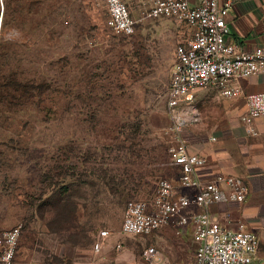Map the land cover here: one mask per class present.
<instances>
[{
  "label": "rangeland",
  "instance_id": "374dc122",
  "mask_svg": "<svg viewBox=\"0 0 264 264\" xmlns=\"http://www.w3.org/2000/svg\"><path fill=\"white\" fill-rule=\"evenodd\" d=\"M125 1L131 36L108 26L105 0L0 6V232L22 226L14 264H66L55 256L75 259L122 225L129 200L176 181L167 95L189 28L151 18L150 0Z\"/></svg>",
  "mask_w": 264,
  "mask_h": 264
},
{
  "label": "built area",
  "instance_id": "2783aa9c",
  "mask_svg": "<svg viewBox=\"0 0 264 264\" xmlns=\"http://www.w3.org/2000/svg\"><path fill=\"white\" fill-rule=\"evenodd\" d=\"M4 0H0V6ZM108 26L119 35L131 36L136 21L125 0H105ZM234 0H150L151 18H172L185 24L189 38L176 47V61L172 69L167 112L171 122L172 141L169 154L179 168L175 181L160 178L154 191L126 204L122 231L128 236L147 235L173 222L194 225L197 242L196 264H264L260 256V239L246 229L243 222L236 228L224 225L211 214L210 207L222 202H244L248 185L240 176H228L221 181H209L200 174L207 160L188 148L185 129L200 120L193 108L194 93L198 88L215 87L224 98L244 96L247 112L242 117L247 132L254 133V120L264 116V90L246 93L237 82L264 72V47L244 50L240 43L229 39L227 16ZM0 14V22H1ZM177 189H188L190 194H178ZM197 206L201 211L191 215L187 208ZM22 234L17 225L0 232V264H14ZM107 229L99 237H107ZM102 248L97 239L95 251ZM155 247H147L143 258L154 259Z\"/></svg>",
  "mask_w": 264,
  "mask_h": 264
},
{
  "label": "crops",
  "instance_id": "0c3cea01",
  "mask_svg": "<svg viewBox=\"0 0 264 264\" xmlns=\"http://www.w3.org/2000/svg\"><path fill=\"white\" fill-rule=\"evenodd\" d=\"M227 23L229 39L240 43L244 50L264 47V0H234ZM189 34L190 30L187 39ZM175 61L176 48L171 73ZM237 83L246 93L263 91L264 72ZM193 104L200 120L190 129L187 126L185 134L189 151L207 160L200 169L201 176L218 182L224 177L240 176L249 188L244 202L217 203L210 207V212L231 228L243 222L247 230L259 237V254L264 257V116L254 120V133L247 132L242 119L247 112L245 97L224 98L215 87L195 90ZM209 108H213L210 114L207 112ZM175 184L177 186L178 182ZM177 190L178 194L193 192ZM199 211L201 208L191 206L185 213L191 215ZM178 220L179 217H175L169 225L148 234L143 243L126 235L122 225L109 229L107 237H99L98 232L94 241L99 239L102 242L101 250L95 251L94 245L82 248L75 254L74 264H196L193 222L181 225ZM147 247L156 249L152 261L142 256Z\"/></svg>",
  "mask_w": 264,
  "mask_h": 264
},
{
  "label": "trees",
  "instance_id": "16d2710c",
  "mask_svg": "<svg viewBox=\"0 0 264 264\" xmlns=\"http://www.w3.org/2000/svg\"><path fill=\"white\" fill-rule=\"evenodd\" d=\"M0 51H1V42H0ZM175 166L178 169L177 170L178 171L177 178H178V175H179V172L180 171H179L178 166L177 165H175ZM177 178H176V180H177ZM171 180L174 181L173 178ZM58 202H61V200H58ZM70 203H71L70 200L67 198V202H62L61 205L66 208L67 219H70V218H74L75 219L76 218V214H77V210L75 209V207H70V205H71ZM88 231L89 230H88V228L85 225H81L79 232L82 234V236L85 237L84 239L86 240V242H91V239L92 238H91L90 235H88V233H87ZM21 236H22V234H21ZM19 244H20V242H19ZM55 260L58 261V262H60V263H63V261H64V263H66V264H74V259L73 258H70V257L67 258V259L65 258V260L64 259L62 260L61 258H59V256H55Z\"/></svg>",
  "mask_w": 264,
  "mask_h": 264
}]
</instances>
